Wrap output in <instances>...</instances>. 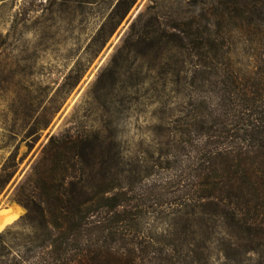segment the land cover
I'll return each instance as SVG.
<instances>
[{
	"label": "rangeland",
	"instance_id": "374dc122",
	"mask_svg": "<svg viewBox=\"0 0 264 264\" xmlns=\"http://www.w3.org/2000/svg\"><path fill=\"white\" fill-rule=\"evenodd\" d=\"M219 10L217 0H0V172L12 155L17 164L0 187V213L19 211L0 226V254L23 237L21 185L50 138L69 133L92 141L100 157L107 151L99 145L114 142L145 178L139 189L147 192L137 196L140 236L205 245L190 254L180 246L182 264H264V239L254 232L243 234L227 260L212 223L184 229L191 217L181 205L192 182L166 156L186 160L184 133L204 98L211 100L209 87L191 101L188 95L198 62L189 33L201 43L206 26L212 35L222 30L235 68L247 81L258 77L260 34L224 12L221 20Z\"/></svg>",
	"mask_w": 264,
	"mask_h": 264
},
{
	"label": "trees",
	"instance_id": "16d2710c",
	"mask_svg": "<svg viewBox=\"0 0 264 264\" xmlns=\"http://www.w3.org/2000/svg\"><path fill=\"white\" fill-rule=\"evenodd\" d=\"M217 1L221 20L224 12L260 34L258 77L247 81L235 68L222 30L212 35L206 26L201 43L189 33L198 62L186 83L188 95L191 101L209 87L211 100L204 98L205 108L184 133L186 160H179L172 146L166 156L173 155L172 168L178 163L192 182L193 192L181 205L190 209L184 229L195 233L205 220L212 223L208 228L223 236L220 251L230 260L244 233L264 239V0ZM218 26L223 28L220 21ZM105 145L99 147L107 157H100L88 138L69 133L50 138L19 190L28 209L21 220L23 237L0 254V264H182V254L176 255L180 246L187 244V254L204 249L191 243L194 238L179 246L140 236L137 196L147 192L139 189L145 178L139 180L117 144ZM16 170L12 155L0 172V187Z\"/></svg>",
	"mask_w": 264,
	"mask_h": 264
},
{
	"label": "bare ground",
	"instance_id": "6f19581e",
	"mask_svg": "<svg viewBox=\"0 0 264 264\" xmlns=\"http://www.w3.org/2000/svg\"><path fill=\"white\" fill-rule=\"evenodd\" d=\"M19 214L18 209H13L10 213H0V226H2L5 221L17 217Z\"/></svg>",
	"mask_w": 264,
	"mask_h": 264
}]
</instances>
